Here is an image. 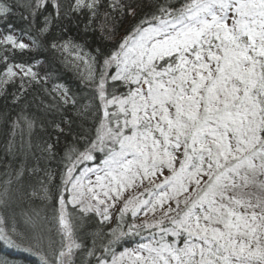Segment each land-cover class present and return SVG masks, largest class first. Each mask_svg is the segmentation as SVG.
Here are the masks:
<instances>
[{
  "label": "snow or ice",
  "instance_id": "1",
  "mask_svg": "<svg viewBox=\"0 0 264 264\" xmlns=\"http://www.w3.org/2000/svg\"><path fill=\"white\" fill-rule=\"evenodd\" d=\"M78 18L112 47L77 56L80 89H45L38 116L26 84L45 49L82 51L47 39ZM0 24V93L20 82L0 112V245L35 264H264V0H0ZM128 235L145 242L117 256Z\"/></svg>",
  "mask_w": 264,
  "mask_h": 264
},
{
  "label": "trees",
  "instance_id": "2",
  "mask_svg": "<svg viewBox=\"0 0 264 264\" xmlns=\"http://www.w3.org/2000/svg\"><path fill=\"white\" fill-rule=\"evenodd\" d=\"M61 2H65V0H61ZM86 23V20L84 18H78L77 20L63 21V27L67 28V31L61 32L56 26H53L51 29V35L48 36V40H51L52 36H57L60 41H66L70 40L73 44L79 45L82 48V51L80 49H73L68 48L67 50H59V51H51L45 49L43 51V55L40 58L41 63L35 64L33 67V71H36L39 73V78L30 83L26 84V92L27 96L25 99L29 101H33V103L30 106V111L35 112L36 115L42 116L43 113L40 111V108L43 106L40 105L39 99H35L34 97H39L40 99H43L45 104L53 102V97L49 95L45 89H51L54 85H62L66 86L73 91H77L80 89V75L81 72L86 74L87 68L85 65H83V62L81 60H78L77 56H82L84 53H91L95 54V49L97 47H100L102 49H108L112 47L111 44L104 42L99 35V32H91L88 31L87 33L84 30V24ZM22 25L17 23L16 28H20ZM6 25L0 24V28H4ZM123 32V28H121V33ZM5 33L0 32V39L3 38V35ZM22 42L26 44H30V40L28 36H20L19 37ZM43 39V38H42ZM26 56H20L17 55L16 61L20 62L21 60H26ZM79 69V70H78ZM114 68L109 69L108 71L112 72ZM98 70V69H97ZM46 72H52L55 79H52L48 81L47 83H44L45 79V73ZM19 80H16L15 83H10L6 86L7 92L9 93L8 96H4L3 93H0V112H3L7 109H11L13 107L12 101H11V93L18 92L19 91ZM125 89H120V91H124ZM23 103V102H21ZM97 105H99V100L96 101ZM39 106V107H38ZM110 110L112 109L111 106H109ZM103 109L101 107L100 114L102 115ZM13 115H15V112H13ZM59 119L58 116H55L54 114H49L47 119ZM62 127H65L64 125H61ZM49 132H52L51 128L48 129ZM52 135L55 136V133L52 132ZM68 139L70 140V136H61L60 137V143L61 145L64 143V141ZM51 142V141H50ZM57 151H60V148H57ZM97 155H100L97 153ZM102 158V157H101ZM90 164V162H87V165ZM54 166V165H53ZM57 182L59 181V176L56 177ZM36 204L39 205L40 201L37 200ZM69 208L71 209V205H69ZM129 216H125V220L129 223H132L129 220ZM93 219L98 222L97 217L93 216ZM115 220H112V223H106V225H100L98 223L93 224V228L100 227L103 230L104 240L100 241V243L107 244L108 240L111 239V236L108 234V229L113 228L116 226L117 220L116 216L114 218ZM123 231L127 232V227H123ZM152 230H144L142 235L146 238L149 237V232ZM166 239L171 240L173 237L169 235ZM145 242L141 240L140 237H137L135 235H128L122 237L117 243L112 245V252L115 254H119L125 249H128L130 247H133L135 245H138L139 243ZM0 257H8V258H15L18 262H22V264H35V258L29 257L27 255H22L20 253H17L13 249H6L2 245H0ZM108 258H111V254H108ZM91 259V258H89Z\"/></svg>",
  "mask_w": 264,
  "mask_h": 264
},
{
  "label": "rangeland",
  "instance_id": "3",
  "mask_svg": "<svg viewBox=\"0 0 264 264\" xmlns=\"http://www.w3.org/2000/svg\"><path fill=\"white\" fill-rule=\"evenodd\" d=\"M113 71H114V69H113ZM87 166H93V162H90V164H88ZM90 178H91L92 180H94V179H95V176L92 175ZM139 191H143V188L139 189ZM144 198H145V199L148 198V197H147V194H145ZM119 206H122V204L119 205ZM119 206H118L117 208L111 210V211H112V219H111L110 221H108L107 223L111 224V223H112V220H115L114 218H115V216H116V212H118V208H119ZM127 215L130 217L129 220H130L131 222H135V223H140L141 220L145 219V213H143V212L138 213V216H137L136 218H132L130 212H129L128 214H126V216H127ZM147 218H148L149 220H151V219H152V214L149 213ZM146 230H149V229H146ZM134 247H136V245L133 246V247H130V248H128V249H132V248H134ZM122 252H123V251H122ZM119 254H120V253H119ZM119 254H116V255L119 256ZM110 259H111V258H110Z\"/></svg>",
  "mask_w": 264,
  "mask_h": 264
},
{
  "label": "bare ground",
  "instance_id": "4",
  "mask_svg": "<svg viewBox=\"0 0 264 264\" xmlns=\"http://www.w3.org/2000/svg\"><path fill=\"white\" fill-rule=\"evenodd\" d=\"M22 41V40H21Z\"/></svg>",
  "mask_w": 264,
  "mask_h": 264
}]
</instances>
